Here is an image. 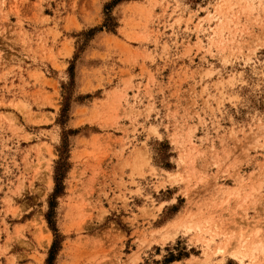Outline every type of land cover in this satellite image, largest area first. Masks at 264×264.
<instances>
[{
	"label": "rangeland",
	"instance_id": "1",
	"mask_svg": "<svg viewBox=\"0 0 264 264\" xmlns=\"http://www.w3.org/2000/svg\"><path fill=\"white\" fill-rule=\"evenodd\" d=\"M55 239L50 264H264V0H0V264Z\"/></svg>",
	"mask_w": 264,
	"mask_h": 264
},
{
	"label": "trees",
	"instance_id": "2",
	"mask_svg": "<svg viewBox=\"0 0 264 264\" xmlns=\"http://www.w3.org/2000/svg\"><path fill=\"white\" fill-rule=\"evenodd\" d=\"M105 14H106V17H105L100 28H104L108 31H112L114 29V27L116 26V22L114 20V17L110 14V12H108V9H107ZM64 109H65V107L62 108L61 115H63ZM64 141H62V144L60 145V147L58 149L59 153H60V157H59L58 161L56 162V170L54 173L55 174L54 175L55 187H54L53 193L51 195V198H53L55 196V194H58L60 192V185H61L60 177L62 176L61 175V167L66 163L65 157L63 154L65 153L67 145ZM53 203L54 202L52 200H50L49 208H48V211L46 212V219H47L48 225L50 226L51 230L53 231L54 237H57L58 231L56 229L54 221L51 218V213L53 211V207L55 206ZM56 243H57V241L55 239L53 241L51 247H50L48 257L46 258L45 264H50L51 261L53 260V250L56 247Z\"/></svg>",
	"mask_w": 264,
	"mask_h": 264
}]
</instances>
